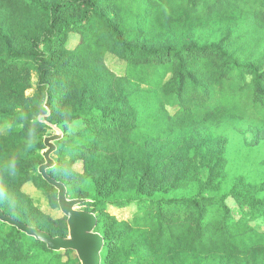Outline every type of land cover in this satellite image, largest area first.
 Returning <instances> with one entry per match:
<instances>
[{"label": "trees", "instance_id": "16d2710c", "mask_svg": "<svg viewBox=\"0 0 264 264\" xmlns=\"http://www.w3.org/2000/svg\"><path fill=\"white\" fill-rule=\"evenodd\" d=\"M47 114L64 134L48 174L89 200L101 264H264V0H0V177L57 209ZM0 264L80 263L0 221Z\"/></svg>", "mask_w": 264, "mask_h": 264}, {"label": "water", "instance_id": "95a60500", "mask_svg": "<svg viewBox=\"0 0 264 264\" xmlns=\"http://www.w3.org/2000/svg\"><path fill=\"white\" fill-rule=\"evenodd\" d=\"M47 116L48 114L40 116L38 120L45 122L44 118ZM45 123L51 128L53 134L43 137L44 148L40 152L43 163L38 166L37 173L56 191L58 209L66 219L67 236H52L46 231L31 227L5 215L1 209L0 221L15 226L28 236L44 242L50 250H70L74 252L80 264H101L104 238L96 231V214L79 209L89 200L70 198L65 184L48 174V171L55 166L52 156L57 150V143L63 138L64 134L58 126Z\"/></svg>", "mask_w": 264, "mask_h": 264}, {"label": "rangeland", "instance_id": "374dc122", "mask_svg": "<svg viewBox=\"0 0 264 264\" xmlns=\"http://www.w3.org/2000/svg\"><path fill=\"white\" fill-rule=\"evenodd\" d=\"M76 37L71 36L69 45H73L75 43ZM106 64L110 70L115 72L118 75H122L125 70V62L112 56L107 55L106 56ZM36 80V74H32V84H35ZM33 89L27 91V95L32 96ZM63 129V127L61 126ZM83 124L82 123H75L67 128V132L71 134H76L80 130H82ZM1 132H8L9 128L6 126L0 127ZM45 136H49L53 134V131L51 130H45L44 132ZM56 157L55 155L53 156ZM56 159V158H55ZM77 173L81 174L83 172L82 169V163H76L73 165L71 171H69L66 175H69L71 173ZM207 175V172L203 170L201 172V178L205 179ZM0 200L7 203V206L9 208H13L14 206H17L18 208H22V210L25 212L27 216L26 218H32L34 219V222L45 228L48 231H51L52 233L58 232V226L59 223H62L64 217L62 216L59 209H54L51 207L49 203L48 197L39 191L35 186L29 184L26 185L20 192L13 193L11 192L6 185L2 182V177H0ZM228 204L231 208H235L232 201H229ZM79 209L87 210L88 208L86 206L80 207ZM134 209V206H126V207H112L109 206L106 208L103 212L107 216H114L118 221L126 220L130 215L131 211ZM258 229H263V224L259 222L257 225ZM58 235V233H57Z\"/></svg>", "mask_w": 264, "mask_h": 264}]
</instances>
